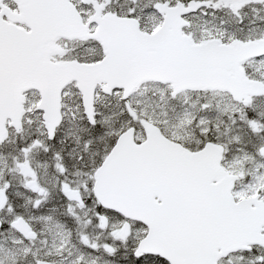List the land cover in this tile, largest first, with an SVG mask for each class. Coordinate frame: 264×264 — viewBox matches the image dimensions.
Returning <instances> with one entry per match:
<instances>
[{
	"label": "snow or ice",
	"instance_id": "6c2138e0",
	"mask_svg": "<svg viewBox=\"0 0 264 264\" xmlns=\"http://www.w3.org/2000/svg\"><path fill=\"white\" fill-rule=\"evenodd\" d=\"M0 264H264V0H0Z\"/></svg>",
	"mask_w": 264,
	"mask_h": 264
}]
</instances>
